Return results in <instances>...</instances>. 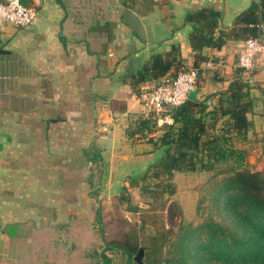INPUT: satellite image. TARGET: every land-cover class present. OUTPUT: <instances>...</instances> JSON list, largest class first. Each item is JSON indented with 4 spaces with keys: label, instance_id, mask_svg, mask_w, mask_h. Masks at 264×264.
I'll return each mask as SVG.
<instances>
[{
    "label": "crops",
    "instance_id": "1",
    "mask_svg": "<svg viewBox=\"0 0 264 264\" xmlns=\"http://www.w3.org/2000/svg\"><path fill=\"white\" fill-rule=\"evenodd\" d=\"M225 2L21 0L36 12L31 25L0 20V264H93L92 161L85 155L83 171L76 168L70 150L76 140L70 136L75 131L96 135L102 147L95 190L128 185L125 178L133 173L120 169L123 162H145L131 169L142 174L161 151L153 142L127 136L122 121L143 115L138 96L159 79L132 76L151 54L176 46L173 55L182 67L200 68L193 98L212 109L242 74L237 59L244 40L196 52L189 39L195 23L184 24V18L211 6L221 12L219 26H224ZM125 8L141 20L144 40L123 22ZM253 79L251 126L243 143L232 135L237 147L264 145V53L256 60ZM89 114L92 120L84 121ZM80 118L84 123L74 121ZM222 121L217 118L210 130L218 131ZM172 122L169 116L164 125ZM87 139L84 145L90 147Z\"/></svg>",
    "mask_w": 264,
    "mask_h": 264
},
{
    "label": "trees",
    "instance_id": "2",
    "mask_svg": "<svg viewBox=\"0 0 264 264\" xmlns=\"http://www.w3.org/2000/svg\"><path fill=\"white\" fill-rule=\"evenodd\" d=\"M126 5L130 7V4ZM220 19L219 9L211 6L186 14L184 24L195 23L189 38L194 51L198 52L204 47L220 49L227 40H246L258 36L264 24V0H254L231 25L220 27ZM176 49V46H172L168 51L151 54L132 77L143 81L156 80L166 74L175 76L184 68L173 55ZM249 86L243 74L236 76L210 110L206 101L188 97L182 105L170 109L173 122L160 128V136L155 140L148 138L161 153L142 174L133 176L131 184L155 179L156 188L165 187L172 194L171 177L174 172H212L217 165L226 163L228 167L223 171L229 174L221 182L220 192L234 228L230 230L213 220L195 228L187 227L171 242V256L158 259L154 255V263L264 264V172L248 170L244 165L247 150L235 146L231 141L232 135L242 143L247 141L251 126L247 114L252 110ZM207 116H210V120L206 119ZM217 118L223 119L222 126L218 131H211ZM132 124L129 136L158 129L154 120L143 115L138 116ZM142 190L150 188L142 186ZM139 233L136 231L124 240L111 241L107 247L119 248L126 255V264H139L141 255L147 257L150 264L149 249L160 254L163 242L157 244L155 238L151 237L152 243L148 248L140 245ZM101 255L102 264H110V258L104 253Z\"/></svg>",
    "mask_w": 264,
    "mask_h": 264
},
{
    "label": "rangeland",
    "instance_id": "3",
    "mask_svg": "<svg viewBox=\"0 0 264 264\" xmlns=\"http://www.w3.org/2000/svg\"><path fill=\"white\" fill-rule=\"evenodd\" d=\"M138 116L140 117L141 114L136 113V115L131 116V121H122L127 136H129L128 132L131 130L132 125H134L131 122L137 119ZM46 118L51 120L55 116L46 115ZM82 119L86 122L92 120L90 114L86 117L82 116ZM82 119L74 121L84 123ZM162 126L157 125L158 129L154 131H145L143 134L138 133L136 136L129 137L139 138L145 142L148 141V138H155ZM66 133L65 131L64 134ZM83 133L75 131L70 136L76 140V145L70 150L75 157L76 162L74 164L76 168L81 167L83 171L82 167L85 166V160H87L85 155L92 161L91 169L93 172L90 182L93 190H90V193L93 205L92 212L89 213L94 235L91 243L92 250L97 255L92 260L93 264L103 263L102 253L110 258V264H126V255L115 246L108 248L107 244L114 240H124L127 235L132 236L136 231L140 232L138 237L140 245L149 248L152 243L151 237L155 238L157 244L163 242L160 254L152 248L148 251L150 264H156L152 261V257L156 255L160 259V257L171 256V242L179 234H182L187 227L195 228L204 222L213 220L230 230H234L229 214L224 208L223 195L220 192L221 182L229 174L226 170L223 171L228 167V165H225L226 163L217 165L212 172L176 171L171 177V184L174 188L171 194L165 187H157V189L155 179L138 181L136 185L131 184L133 176H136L135 172L131 171H136L138 167L146 163L138 161V163L132 162L127 165L126 162H123L126 165L123 166L122 164L120 169L133 173L125 178L128 185H124L125 188L123 186L121 190H95L98 187L99 180L96 172L100 168L99 164L96 165V162H98V155L101 156L100 150H102V147L94 141L96 135L89 137L86 136V132L85 135ZM90 134L92 133L90 132ZM87 138H90V147L84 145V142L86 143V140H88ZM261 144L256 148H253L252 145L245 148L247 155L244 165L248 170L264 172V145L262 141ZM101 160L103 172L106 160L103 156ZM228 163L231 164V162ZM109 174L111 172L108 170L107 175ZM142 186H148L150 190H142ZM138 262L139 264H148L147 257L141 255Z\"/></svg>",
    "mask_w": 264,
    "mask_h": 264
},
{
    "label": "built area",
    "instance_id": "4",
    "mask_svg": "<svg viewBox=\"0 0 264 264\" xmlns=\"http://www.w3.org/2000/svg\"><path fill=\"white\" fill-rule=\"evenodd\" d=\"M35 18V10L24 6L21 0L0 1V20L3 22L16 27H27ZM261 28L258 36L243 41L238 53L237 67L249 84L254 81L256 60L264 53V24ZM198 73L197 67L183 68L175 76L166 74L151 88L143 90L138 96L143 116L154 120L157 125H164L166 118L170 116V109L182 105L190 92L196 89Z\"/></svg>",
    "mask_w": 264,
    "mask_h": 264
},
{
    "label": "water",
    "instance_id": "5",
    "mask_svg": "<svg viewBox=\"0 0 264 264\" xmlns=\"http://www.w3.org/2000/svg\"><path fill=\"white\" fill-rule=\"evenodd\" d=\"M254 0H226L225 7L226 13L224 17V25H228L237 15L243 13L247 10ZM238 8L237 12H232V8ZM122 20L127 24L133 31L137 32L138 36L144 40L145 39V28L138 18V16L129 8H125L122 14ZM142 60V57H141ZM194 91H191L188 95L189 98H193Z\"/></svg>",
    "mask_w": 264,
    "mask_h": 264
}]
</instances>
